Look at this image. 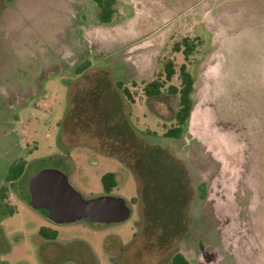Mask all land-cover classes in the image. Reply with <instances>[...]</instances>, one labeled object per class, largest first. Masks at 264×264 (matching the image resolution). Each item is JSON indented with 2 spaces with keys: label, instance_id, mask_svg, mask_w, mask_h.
I'll use <instances>...</instances> for the list:
<instances>
[{
  "label": "rangeland",
  "instance_id": "rangeland-1",
  "mask_svg": "<svg viewBox=\"0 0 264 264\" xmlns=\"http://www.w3.org/2000/svg\"><path fill=\"white\" fill-rule=\"evenodd\" d=\"M54 1L67 10L69 23L53 16V8L51 16L42 0H0V264H75L93 255L101 258L99 264H109L105 252H119L122 264H145L175 233L212 231L199 190L206 145L191 141L188 128L180 138L165 136L179 109V96L168 86H180L184 63L195 80L193 100L210 108L211 126L244 146L236 186L244 179L251 184L252 214L264 227V86L258 89L264 52L256 51L258 43L248 45L264 36L259 34L264 0H117L109 24L96 23L95 0ZM80 13L84 24L78 22ZM132 17L141 21L135 37L113 40L116 25L127 32ZM184 37L199 42L188 60L173 49ZM167 60L174 61L176 74L160 95L148 97L145 84L165 79ZM99 154L119 160L101 163ZM21 159L25 169L14 183L20 191L6 180ZM72 162L70 181L86 198L100 195L101 172L121 168L111 194L131 204L127 221L100 229L86 219L55 224L21 198L29 195V180L39 170L68 174ZM131 167L140 172L139 186ZM219 192L215 196L223 198ZM230 204V242L239 252L244 239L256 243L251 232L257 223L248 230L250 240L241 239V213L237 203ZM40 226L59 236L44 240ZM248 260L244 263L261 264Z\"/></svg>",
  "mask_w": 264,
  "mask_h": 264
},
{
  "label": "flooded vegetation",
  "instance_id": "flooded-vegetation-1",
  "mask_svg": "<svg viewBox=\"0 0 264 264\" xmlns=\"http://www.w3.org/2000/svg\"><path fill=\"white\" fill-rule=\"evenodd\" d=\"M49 1V2H48ZM45 2L42 0V3H48L50 6L48 10L49 13L52 16V8H53V16L58 15L59 17L63 18V21H67L68 23L70 22L69 15L66 13V9L62 8L61 2L55 3L53 0H48ZM40 2L38 1L37 8H40ZM47 5V4H46ZM48 13V14H49ZM85 14L80 13L78 22L81 24H84V17ZM46 18V17H45ZM54 18V17H53ZM52 18V20H53ZM83 18V19H82ZM47 19V18H46ZM135 20V25L130 26L134 28V26H138L139 21L136 22V19L134 17L131 18V21ZM42 21V20H41ZM45 21V20H44ZM51 21L47 19L46 24L49 25ZM53 22V21H52ZM117 26V25H116ZM117 28V27H116ZM119 29H121L119 27ZM136 34V32H135ZM260 35L264 34V28L261 29V32L259 33ZM111 38L115 40L116 38V32L112 31L111 32ZM105 40H109L111 38L108 37V35H105ZM104 38H100V40H104ZM99 40V39H98ZM129 40V39H128ZM90 43V42H89ZM257 43L259 44V47H256V51L264 52V36H262L261 39H255V42L252 44L249 43V47H255L257 46ZM91 47V44H89ZM216 51V50H215ZM232 55V54H231ZM230 55V56H231ZM255 73H258L257 71ZM258 78H260V83H259V88L262 89L264 86V66L258 73ZM258 86V85H257ZM183 134V133H182ZM165 136H167L165 134ZM180 138V137H179ZM191 141H198L196 138L191 137ZM199 142V141H198ZM190 143V142H189ZM201 143V142H200ZM202 144V143H201ZM203 145V144H202ZM203 153L206 158V164L207 167L205 168V172L203 175L205 176L204 182H202L199 186V190L201 193V197L203 198V203H202V210L209 216V219L213 220L212 222V231L209 232L208 234L204 235L203 233H198L196 231L191 232L190 235H188V232L183 235L182 233L178 232L175 233L172 237L169 236V242L164 243V241H161V249L152 256L151 260L149 259L148 262L145 261V264H151L152 262L155 261H160L163 264H172V261L176 255H181L187 260L190 264H220L223 262V264H246L244 263L247 261V256L250 258V260L260 262L261 264H264V227L262 224L258 223L256 220V217L252 214V204H251V191L252 187L249 182L242 181L239 183L238 186H232L229 185V183H223V178H222V172H221V163L218 162L213 154L208 152L203 145ZM99 161L101 163L107 162L109 163L110 161H114L113 158L118 157L116 155H109V154H99ZM119 160V159H118ZM72 161V160H71ZM74 168V164L72 162L71 168L69 169L70 171L67 173H64L68 176L69 181L70 178H72L74 175L72 174V170ZM130 169V168H129ZM132 170V171H131ZM130 172L132 173V178L135 176L137 179V185H141V182L143 181L140 176H139V171L137 170L136 167H131ZM243 170V169H242ZM62 171V170H61ZM122 172L121 168H111V169H106L105 171L101 172L100 174V185H101V190L99 191V194H111V192L118 186L119 183V174ZM110 175L112 178V188L110 192L107 191L106 186L104 185V176ZM21 177V176H20ZM20 177L14 181H7L15 188V182L20 179ZM71 182V181H70ZM72 183V182H71ZM20 189V188H17ZM2 190L5 191V186L2 187ZM21 191V189H20ZM215 191H220L219 194L223 196V198H217L215 196ZM113 195V194H111ZM258 195V194H257ZM120 196V195H116ZM2 201H3V194L1 195ZM23 200L27 202V204L30 206L29 199L27 197H21ZM222 199L223 202V210L221 211V214L217 213L216 205L218 204V200ZM4 205L9 208V213L13 214L12 212V207L8 206L4 201ZM127 205L130 208V216L132 215V206L130 203L126 201ZM238 204V210L241 213V225L244 227L242 228L243 230V237L241 239L247 238L250 240V236L252 235L255 238L256 243H249L244 239L242 241L243 249L241 251L237 252V248L234 247V244L232 245V242H230V237L233 234L232 231V223H233V216L230 218V215H226V213H229V209L231 208V204ZM40 213H42L47 221H50L47 218V213H45L44 209H36ZM211 217V218H210ZM211 220V221H212ZM217 220V225L214 226V222ZM88 226L92 227L93 229H100L103 228L107 225L114 224L117 222H111V223H102V222H90L86 219ZM256 221V225L254 223ZM52 222V221H50ZM54 223V222H52ZM58 224V223H55ZM64 224V223H63ZM255 225V230L251 232V234L248 233V230L253 229ZM228 228L227 233L225 232V229ZM43 231V232H42ZM216 231L218 232V235L216 234ZM39 236L43 238L44 240H56V238L59 236V231L58 230H52L49 227L46 226H40L38 230ZM55 233V237H53V234ZM6 240V236L4 237ZM221 245L222 249V257L220 258L219 263L217 262V257L214 254L216 250L220 249L218 246ZM232 245V246H231ZM174 247L173 250H171ZM168 251H172V253L169 255ZM167 252V258L163 257L165 253ZM105 255L107 256L106 259L110 261L109 264H122L120 261V255L119 252H111L107 253L105 252ZM86 261L82 262H77L75 264H88L93 262L94 264H99L101 261V258L98 257V255H93L92 257L87 256L85 257ZM248 260V262L250 261ZM3 261V259L0 258V263Z\"/></svg>",
  "mask_w": 264,
  "mask_h": 264
},
{
  "label": "water",
  "instance_id": "water-1",
  "mask_svg": "<svg viewBox=\"0 0 264 264\" xmlns=\"http://www.w3.org/2000/svg\"><path fill=\"white\" fill-rule=\"evenodd\" d=\"M210 108L202 102L193 104L188 119V132L206 145L207 151L221 163L223 183L235 186L242 172L244 146L235 136L221 135L211 126ZM30 206L47 211V218L58 224L90 222H124L130 208L123 196L101 194L86 198L57 168L39 170L29 180Z\"/></svg>",
  "mask_w": 264,
  "mask_h": 264
},
{
  "label": "trees",
  "instance_id": "trees-1",
  "mask_svg": "<svg viewBox=\"0 0 264 264\" xmlns=\"http://www.w3.org/2000/svg\"><path fill=\"white\" fill-rule=\"evenodd\" d=\"M98 6V12L96 14V23L109 24L111 23L114 14L116 13L117 0H95ZM198 39H191L189 37L182 38L181 41L173 44V49L176 52H182L186 60L189 59L197 47ZM84 65L79 67V70H84ZM176 74V66L173 60H167L164 64V80L157 78L147 82L144 86V92L148 97L158 96L162 93L164 86L167 82L171 81ZM179 75L181 79L180 86L170 84L168 91L172 94L179 96V109L175 114L176 124L174 127L167 130L166 135L173 138H179L188 128V119L190 111L193 107V92L195 89V80L193 75L188 71L187 64H182L179 68ZM124 92L130 96L129 90L124 89ZM26 161L24 159L14 162L8 172L7 181H14L22 176L25 169ZM104 185L108 192L112 188V178L110 175H106L103 178ZM30 197V193L28 198ZM47 213L46 210H42ZM43 232V231H42ZM55 237V233L53 234ZM172 264H190L181 255H176L172 261Z\"/></svg>",
  "mask_w": 264,
  "mask_h": 264
},
{
  "label": "crops",
  "instance_id": "crops-1",
  "mask_svg": "<svg viewBox=\"0 0 264 264\" xmlns=\"http://www.w3.org/2000/svg\"><path fill=\"white\" fill-rule=\"evenodd\" d=\"M127 21L131 25H135V20L134 21H131V18H128ZM140 22L141 21H139V23ZM116 27H117L116 28L117 29L116 30L117 31L116 32V38H115L116 41H122V42L127 43V41H129L128 39H130V37H135V32L137 31V29L135 28V26H134V28L131 27V29L129 31H127V32L124 29L122 30V28L119 29V27H121L119 25H117Z\"/></svg>",
  "mask_w": 264,
  "mask_h": 264
}]
</instances>
